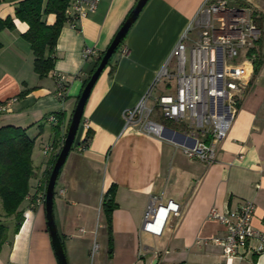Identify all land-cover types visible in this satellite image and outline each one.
<instances>
[{"label":"crops","instance_id":"crops-1","mask_svg":"<svg viewBox=\"0 0 264 264\" xmlns=\"http://www.w3.org/2000/svg\"><path fill=\"white\" fill-rule=\"evenodd\" d=\"M20 1L0 0V19L13 18L15 23L14 29L0 32V106L8 105L0 112V128L25 129L35 144L45 139L52 149L47 167L39 171L33 150L35 176L20 208L24 220L13 235L16 220L9 219L10 240L2 248L0 264H58L45 201L40 199L80 95L96 70L98 58L86 59L82 51L91 47L98 57L105 53L138 0H101L97 11L80 20L76 29L66 22L51 54L54 69L44 78L35 72V56L24 38L29 26L15 18ZM205 1L149 0L94 86L81 122L90 128L80 126L76 141L91 137L84 152H70L55 189V222L69 264H225L221 248L212 242L225 230L209 218L210 212L236 210L246 202L255 204L253 225L264 234V40L257 46L262 65L216 163L190 159L184 148L205 139L190 137L179 127H166L157 138L125 126L124 111L149 90ZM231 2L252 8L264 25V0ZM43 21L51 26L56 16H44ZM54 74L70 79L63 102L56 97ZM57 114L61 122L56 130L48 119ZM112 187L116 206L109 227L104 201ZM152 197L157 203L173 200L183 211L180 219L170 218L160 237L143 231ZM244 254L234 264H264L259 239H251Z\"/></svg>","mask_w":264,"mask_h":264},{"label":"built area","instance_id":"built-area-1","mask_svg":"<svg viewBox=\"0 0 264 264\" xmlns=\"http://www.w3.org/2000/svg\"><path fill=\"white\" fill-rule=\"evenodd\" d=\"M100 2L70 0L67 23L76 29L80 20L97 11ZM193 33L195 38L191 37ZM261 37L252 8L231 5V0H206L149 90L135 106L124 111L126 128L161 138L166 127L158 119L176 124L190 137L205 139L193 148H184L190 159L216 163L254 76L256 56H251L250 52L257 49ZM127 52L125 49L122 54ZM82 54L86 59L99 58L98 51L91 47H85ZM53 77L56 97L63 102L70 79L65 74ZM163 80L176 83L174 95L154 96ZM7 106H0V112L6 111ZM48 122L58 125L59 121L56 115H51ZM81 127L89 131L90 124L84 122ZM86 147L85 141H76L73 145L78 152H84ZM51 149L46 147L43 153L47 155ZM45 193L40 199L42 202ZM182 213L175 201L157 203L152 197L144 214L143 231L160 237L170 218L180 219ZM255 213L256 206L252 202L232 211L211 210L209 218L218 221L225 230L223 237L212 239L221 248L225 264L244 259L251 239H259L264 244V234L253 225ZM262 250L263 247L258 251Z\"/></svg>","mask_w":264,"mask_h":264},{"label":"trees","instance_id":"trees-1","mask_svg":"<svg viewBox=\"0 0 264 264\" xmlns=\"http://www.w3.org/2000/svg\"><path fill=\"white\" fill-rule=\"evenodd\" d=\"M69 5L70 0H22L16 5L15 18L27 23L29 26V30L25 33L24 38L31 45L35 56L34 70L40 78L48 76L54 69L55 60L51 57V54H53L61 30L67 22L66 11ZM50 14L56 16V22L51 26L43 21V17ZM259 22L256 19V23L260 27ZM14 27L13 18L0 19V32L6 29L12 30ZM124 41L125 39L115 54L122 48ZM256 51L252 50L250 52L251 56L253 54L256 56L257 54L254 61V75L258 74L262 65V57ZM103 55L104 53L98 58L96 68ZM112 59L108 66L111 64ZM56 117L59 121L58 125L55 126L57 130L60 126L61 118L59 114ZM90 137L91 135H88L85 143H87ZM34 146L35 139L28 136L25 129L12 126L0 128V253L3 246L10 240L9 227L6 221L10 218H15L16 224L12 233L15 235L19 232L24 220L20 208L29 195L30 182L35 176L32 162ZM58 155L55 157L52 165L55 164ZM51 170L52 168L47 176V182ZM114 194L115 189L112 187L106 195L107 200L104 201V212L109 227H111L112 213L116 206ZM109 244L111 255L113 253V239L111 236Z\"/></svg>","mask_w":264,"mask_h":264},{"label":"water","instance_id":"water-1","mask_svg":"<svg viewBox=\"0 0 264 264\" xmlns=\"http://www.w3.org/2000/svg\"><path fill=\"white\" fill-rule=\"evenodd\" d=\"M148 1L149 0H138L135 7L131 11L130 15L126 19L125 23L123 24L121 29L118 31L117 35L115 36L111 45L109 46L107 51L102 56L98 67L93 72L92 76L90 77L87 84L85 85L80 95V98L78 100V103L76 105V108L73 112L68 130H67L66 138L64 140L61 151L58 155V158L55 164L52 167L51 174L49 176L47 186H46L45 210H46L48 230H49V234L52 240V246H53L58 264H69L65 251H64L62 241L57 231L55 216H54V197H55V189H56L58 178L68 159L70 152L72 151L73 145L76 141V137L78 135L81 122L84 116L85 107H86V104L88 102V99L91 95V92L94 86L96 85L102 73L107 68L113 55L115 54V52L117 51L118 47L123 42V40L126 38L127 34L129 33L130 29L132 28V26L138 19L143 9L145 8Z\"/></svg>","mask_w":264,"mask_h":264},{"label":"rangeland","instance_id":"rangeland-1","mask_svg":"<svg viewBox=\"0 0 264 264\" xmlns=\"http://www.w3.org/2000/svg\"><path fill=\"white\" fill-rule=\"evenodd\" d=\"M231 5L238 6L239 4H237V3L234 4L231 2ZM260 28L262 31V37H261V42H262L264 40V25L262 23H260ZM191 37L195 38V34L194 33L191 34ZM256 52H258V51H256ZM256 56H257V54H256ZM175 87H176V83L174 81L163 80L155 89L154 94L159 95V96L161 94L174 95L175 94ZM158 122L164 124L165 127H168L170 129H177V130L179 129L176 124H173L170 122H165V121H162L159 119H158ZM46 141L47 140H45V139H44V141L39 140V141H37V143L35 144V147H34V164L36 165L37 171H39V169L43 168V166H45V165L47 167V162L50 159L51 154L50 155L43 154V149L46 147V143H47ZM46 167H44L43 170H45ZM46 186H47V180H46ZM56 190H58L57 186H56ZM56 192L57 191H55V193ZM10 223H11L10 220L6 221L7 225H10ZM96 242L98 243V241H96ZM92 254L94 257L96 255V252H93Z\"/></svg>","mask_w":264,"mask_h":264}]
</instances>
